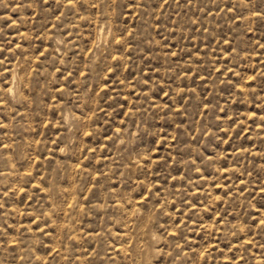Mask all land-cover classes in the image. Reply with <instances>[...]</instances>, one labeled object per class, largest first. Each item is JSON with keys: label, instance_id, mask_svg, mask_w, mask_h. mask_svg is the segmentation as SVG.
Returning a JSON list of instances; mask_svg holds the SVG:
<instances>
[{"label": "rangeland", "instance_id": "1", "mask_svg": "<svg viewBox=\"0 0 264 264\" xmlns=\"http://www.w3.org/2000/svg\"><path fill=\"white\" fill-rule=\"evenodd\" d=\"M0 264H264V0H0Z\"/></svg>", "mask_w": 264, "mask_h": 264}]
</instances>
